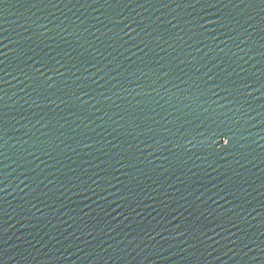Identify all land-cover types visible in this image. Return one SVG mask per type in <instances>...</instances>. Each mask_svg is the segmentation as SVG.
Here are the masks:
<instances>
[{
  "label": "water",
  "instance_id": "water-1",
  "mask_svg": "<svg viewBox=\"0 0 264 264\" xmlns=\"http://www.w3.org/2000/svg\"><path fill=\"white\" fill-rule=\"evenodd\" d=\"M0 264H264V0H0Z\"/></svg>",
  "mask_w": 264,
  "mask_h": 264
}]
</instances>
